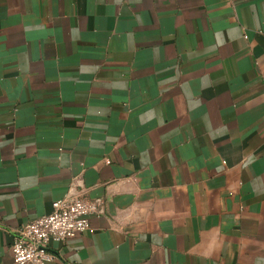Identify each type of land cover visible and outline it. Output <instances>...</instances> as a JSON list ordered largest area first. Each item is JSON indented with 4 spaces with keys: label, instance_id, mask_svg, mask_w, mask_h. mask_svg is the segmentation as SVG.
Wrapping results in <instances>:
<instances>
[{
    "label": "crops",
    "instance_id": "0c3cea01",
    "mask_svg": "<svg viewBox=\"0 0 264 264\" xmlns=\"http://www.w3.org/2000/svg\"><path fill=\"white\" fill-rule=\"evenodd\" d=\"M77 196L49 264H264V0H0V264Z\"/></svg>",
    "mask_w": 264,
    "mask_h": 264
},
{
    "label": "built area",
    "instance_id": "2783aa9c",
    "mask_svg": "<svg viewBox=\"0 0 264 264\" xmlns=\"http://www.w3.org/2000/svg\"><path fill=\"white\" fill-rule=\"evenodd\" d=\"M101 210L96 201L84 196L59 198L52 211L24 224L11 245L16 264H49L57 259L54 244L66 243L90 229V217Z\"/></svg>",
    "mask_w": 264,
    "mask_h": 264
}]
</instances>
